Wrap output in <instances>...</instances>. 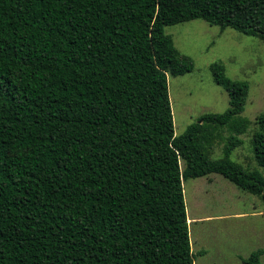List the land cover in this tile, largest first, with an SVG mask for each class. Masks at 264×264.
Masks as SVG:
<instances>
[{
	"label": "trees",
	"instance_id": "obj_1",
	"mask_svg": "<svg viewBox=\"0 0 264 264\" xmlns=\"http://www.w3.org/2000/svg\"><path fill=\"white\" fill-rule=\"evenodd\" d=\"M193 20L264 42V0H0V264H194L183 181L219 175L264 202L262 173L230 158L247 83L211 65L228 109L174 135L167 76L194 65L164 28ZM254 125L264 171V114Z\"/></svg>",
	"mask_w": 264,
	"mask_h": 264
},
{
	"label": "rangeland",
	"instance_id": "obj_2",
	"mask_svg": "<svg viewBox=\"0 0 264 264\" xmlns=\"http://www.w3.org/2000/svg\"><path fill=\"white\" fill-rule=\"evenodd\" d=\"M175 48L193 61V71L183 76H167L174 135L204 114H220L229 107L225 90L213 82L211 65L219 63L225 75L248 84L249 92L242 116L252 122L239 136L242 145L230 158L244 169L256 167L251 150L254 121L264 114V42L233 29L220 30L202 20L164 28ZM228 135L222 131V137ZM224 143V142H223ZM223 143L213 148L212 159L222 157ZM181 170L184 163L180 161ZM183 197L194 264H243L242 260L262 250L264 264V202L238 189L219 175L182 182Z\"/></svg>",
	"mask_w": 264,
	"mask_h": 264
},
{
	"label": "crops",
	"instance_id": "obj_3",
	"mask_svg": "<svg viewBox=\"0 0 264 264\" xmlns=\"http://www.w3.org/2000/svg\"><path fill=\"white\" fill-rule=\"evenodd\" d=\"M189 222L191 221V220H188Z\"/></svg>",
	"mask_w": 264,
	"mask_h": 264
}]
</instances>
